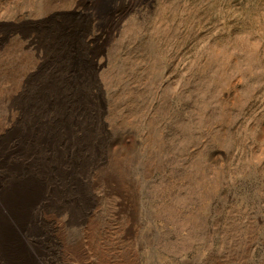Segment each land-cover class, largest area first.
I'll list each match as a JSON object with an SVG mask.
<instances>
[{"label":"rangeland","instance_id":"obj_1","mask_svg":"<svg viewBox=\"0 0 264 264\" xmlns=\"http://www.w3.org/2000/svg\"><path fill=\"white\" fill-rule=\"evenodd\" d=\"M170 1L169 18L157 0H87L90 8L64 11L90 34L84 51L94 55L87 105L78 98L68 126L84 147L114 148L124 128L139 145L126 182L134 209L95 169L79 235L93 223L97 242L132 264H264V0ZM45 9L46 0H0V37L35 47L25 33L57 20ZM55 69L36 65L33 75L56 83ZM68 149L79 166L75 137ZM30 221L22 217L20 234L47 264Z\"/></svg>","mask_w":264,"mask_h":264},{"label":"bare ground","instance_id":"obj_2","mask_svg":"<svg viewBox=\"0 0 264 264\" xmlns=\"http://www.w3.org/2000/svg\"><path fill=\"white\" fill-rule=\"evenodd\" d=\"M72 7L90 5L87 0H46L45 14L57 13V20L41 21L40 29L25 33L35 47L26 48L6 34L0 37V264H38L20 234L24 216L34 224L33 240L39 227L44 235L47 264H132L97 242L93 223L86 226L84 238L79 235L81 221L92 210L84 202L93 190L89 177L95 169L105 171L104 179L122 195L124 206L134 209L126 182L139 145L137 135L124 128L114 137V148L101 151L102 146L97 149L89 142L84 147L76 129L68 126L74 111L82 108H77L78 98L87 105L86 58L94 57L84 51L90 34L64 15ZM119 9L124 7L120 4L115 11ZM115 15L105 12L102 17L111 25L117 23ZM36 65L42 73L60 68L62 76L56 83L37 81ZM74 137L76 160L83 152L85 156L79 166L67 156Z\"/></svg>","mask_w":264,"mask_h":264},{"label":"water","instance_id":"obj_3","mask_svg":"<svg viewBox=\"0 0 264 264\" xmlns=\"http://www.w3.org/2000/svg\"><path fill=\"white\" fill-rule=\"evenodd\" d=\"M157 2L161 6V11L164 12L165 15H168V18H169V16L173 12V5L171 1L170 0H157ZM172 2L174 3L173 0ZM193 3H194L193 0H182V2H180V6L188 7V6H191Z\"/></svg>","mask_w":264,"mask_h":264}]
</instances>
